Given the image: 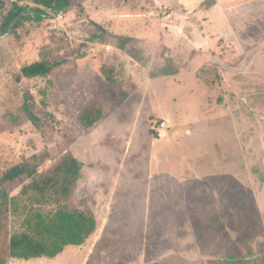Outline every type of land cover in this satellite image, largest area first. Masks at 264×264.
<instances>
[{
  "label": "rangeland",
  "instance_id": "1",
  "mask_svg": "<svg viewBox=\"0 0 264 264\" xmlns=\"http://www.w3.org/2000/svg\"><path fill=\"white\" fill-rule=\"evenodd\" d=\"M2 2L0 21L32 5ZM77 2L0 34V175L70 151L84 164L70 202L97 227L53 259L5 264H264V0ZM42 52L62 63L16 81ZM26 92L42 131L5 121ZM93 98L104 117L83 129Z\"/></svg>",
  "mask_w": 264,
  "mask_h": 264
},
{
  "label": "trees",
  "instance_id": "2",
  "mask_svg": "<svg viewBox=\"0 0 264 264\" xmlns=\"http://www.w3.org/2000/svg\"><path fill=\"white\" fill-rule=\"evenodd\" d=\"M208 0H204L206 4ZM26 6L13 3L0 21V34L17 28L26 21L41 22L52 12L79 6L77 0H31ZM3 5L0 0V7ZM120 49L131 38L119 37ZM51 52H42L36 61L23 64L15 74L16 81L22 78H44L49 76L61 63ZM109 73V72H108ZM108 80L114 84L109 73ZM18 113L5 116V121L14 126L22 121L29 122L42 131L46 123L42 111L36 107L31 93L23 96ZM104 117L102 104L92 99L76 113V121L83 129H89ZM52 165L39 171L38 163L24 159L7 167L0 175V264L10 259L32 260L53 259L66 247L82 245L95 231L93 215L73 206L70 202L77 182L81 178L83 162L66 149H58L52 158ZM20 188L16 195L10 190ZM10 216L21 219L19 228L8 232Z\"/></svg>",
  "mask_w": 264,
  "mask_h": 264
},
{
  "label": "crops",
  "instance_id": "3",
  "mask_svg": "<svg viewBox=\"0 0 264 264\" xmlns=\"http://www.w3.org/2000/svg\"><path fill=\"white\" fill-rule=\"evenodd\" d=\"M204 0H180V3L185 7V8H194L197 7L198 5H203Z\"/></svg>",
  "mask_w": 264,
  "mask_h": 264
},
{
  "label": "water",
  "instance_id": "4",
  "mask_svg": "<svg viewBox=\"0 0 264 264\" xmlns=\"http://www.w3.org/2000/svg\"><path fill=\"white\" fill-rule=\"evenodd\" d=\"M9 31L6 32V34L8 33Z\"/></svg>",
  "mask_w": 264,
  "mask_h": 264
}]
</instances>
